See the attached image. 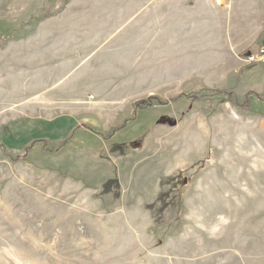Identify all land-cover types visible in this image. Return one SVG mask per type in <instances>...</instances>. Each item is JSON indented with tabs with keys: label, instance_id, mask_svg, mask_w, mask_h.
I'll use <instances>...</instances> for the list:
<instances>
[{
	"label": "rangeland",
	"instance_id": "374dc122",
	"mask_svg": "<svg viewBox=\"0 0 264 264\" xmlns=\"http://www.w3.org/2000/svg\"><path fill=\"white\" fill-rule=\"evenodd\" d=\"M115 3L0 0L13 34L0 37V264H264V97L240 96L264 85V63L215 95L117 103L54 88L90 51L72 22ZM243 5L230 26L239 36L245 10L246 63L264 47V0ZM46 117L53 134L32 135Z\"/></svg>",
	"mask_w": 264,
	"mask_h": 264
},
{
	"label": "crops",
	"instance_id": "0c3cea01",
	"mask_svg": "<svg viewBox=\"0 0 264 264\" xmlns=\"http://www.w3.org/2000/svg\"><path fill=\"white\" fill-rule=\"evenodd\" d=\"M120 1L122 3L113 6L115 9L104 8L100 15H93L94 19L90 16L91 20L82 21L83 25L81 20L72 22L78 26L77 42L84 44V47L76 45L75 48L90 51L64 71L65 75L54 88L63 82L68 84L71 95L85 96L90 90L93 97L117 98L112 100L117 103L126 98L182 95L180 90L189 85L198 88L199 93L227 86L226 89H231L237 79L241 90L247 69L256 65L245 63L243 59L248 32L245 10L242 14L244 24L239 22L237 28L239 36H232L230 26L232 9L236 11L239 7L241 10L244 0H238L234 6L229 0ZM72 11L81 13L80 9ZM92 24L95 34L85 29ZM103 33L107 34L105 38ZM257 37L263 42L264 30ZM184 72L189 73L185 78ZM251 93L255 98L264 97V85L257 83L240 96ZM46 95L54 98L52 92ZM71 95L69 92L68 98ZM67 102L70 104V98ZM37 119L32 135L43 127L46 128L44 132H48L46 135L53 134L42 123H54V118ZM15 120L26 127L33 121L30 117L10 121Z\"/></svg>",
	"mask_w": 264,
	"mask_h": 264
},
{
	"label": "built area",
	"instance_id": "2783aa9c",
	"mask_svg": "<svg viewBox=\"0 0 264 264\" xmlns=\"http://www.w3.org/2000/svg\"><path fill=\"white\" fill-rule=\"evenodd\" d=\"M257 62L264 63V47L259 48V51L256 54L249 56L247 60L248 64H254Z\"/></svg>",
	"mask_w": 264,
	"mask_h": 264
},
{
	"label": "trees",
	"instance_id": "16d2710c",
	"mask_svg": "<svg viewBox=\"0 0 264 264\" xmlns=\"http://www.w3.org/2000/svg\"><path fill=\"white\" fill-rule=\"evenodd\" d=\"M0 37L3 38L4 40H7V39L13 37V34L11 33V34H9V35L7 34L5 36L2 35V34H0ZM200 94H206V92H200V93L194 94V95L198 96ZM207 94H209V95H215V94H219V92L218 91H215V90H210V91H207ZM225 95L228 96V100L230 99V97H233L234 96L233 94L228 93V92L225 93ZM153 99L154 98H150L149 100H152L153 101Z\"/></svg>",
	"mask_w": 264,
	"mask_h": 264
},
{
	"label": "water",
	"instance_id": "95a60500",
	"mask_svg": "<svg viewBox=\"0 0 264 264\" xmlns=\"http://www.w3.org/2000/svg\"><path fill=\"white\" fill-rule=\"evenodd\" d=\"M176 122H170V125H172V126H176Z\"/></svg>",
	"mask_w": 264,
	"mask_h": 264
},
{
	"label": "bare ground",
	"instance_id": "6f19581e",
	"mask_svg": "<svg viewBox=\"0 0 264 264\" xmlns=\"http://www.w3.org/2000/svg\"><path fill=\"white\" fill-rule=\"evenodd\" d=\"M221 1V0H220Z\"/></svg>",
	"mask_w": 264,
	"mask_h": 264
}]
</instances>
